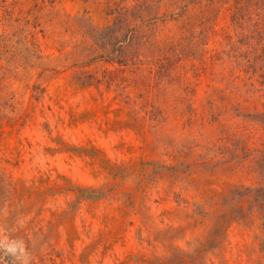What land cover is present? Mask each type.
<instances>
[{
  "label": "rangeland",
  "instance_id": "1",
  "mask_svg": "<svg viewBox=\"0 0 264 264\" xmlns=\"http://www.w3.org/2000/svg\"><path fill=\"white\" fill-rule=\"evenodd\" d=\"M0 227L31 264H264V0H0Z\"/></svg>",
  "mask_w": 264,
  "mask_h": 264
},
{
  "label": "clouds",
  "instance_id": "2",
  "mask_svg": "<svg viewBox=\"0 0 264 264\" xmlns=\"http://www.w3.org/2000/svg\"><path fill=\"white\" fill-rule=\"evenodd\" d=\"M5 258H7L8 264H31L32 261L25 241L10 237L6 230L0 227V261Z\"/></svg>",
  "mask_w": 264,
  "mask_h": 264
}]
</instances>
